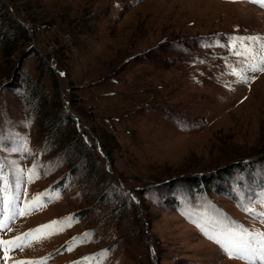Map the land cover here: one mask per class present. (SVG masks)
Returning <instances> with one entry per match:
<instances>
[{
  "label": "rangeland",
  "instance_id": "obj_1",
  "mask_svg": "<svg viewBox=\"0 0 264 264\" xmlns=\"http://www.w3.org/2000/svg\"><path fill=\"white\" fill-rule=\"evenodd\" d=\"M2 1L30 40L12 55L0 48V196L18 192L21 206L45 192L59 198L42 197L44 206L9 222L0 239L66 217L75 222L29 238L10 259L0 249V264H264L229 258L208 238L245 230L259 249L255 234L264 233L255 214L264 212V72L233 75L261 54L254 44L255 59L245 60L230 47L234 37L264 38V7L253 0ZM26 77L57 110L61 103L85 155L52 135ZM92 161L98 179L86 170ZM34 166L39 178L27 182ZM116 198L126 208L121 226L110 213ZM84 233L90 240L68 250Z\"/></svg>",
  "mask_w": 264,
  "mask_h": 264
},
{
  "label": "snow or ice",
  "instance_id": "obj_2",
  "mask_svg": "<svg viewBox=\"0 0 264 264\" xmlns=\"http://www.w3.org/2000/svg\"><path fill=\"white\" fill-rule=\"evenodd\" d=\"M253 2L260 3L264 7V0H253ZM258 45L260 49V63H249L247 68L241 69L237 72L233 69V75H237L241 80H247L248 77L244 75L245 71L264 72V38L262 37H234L231 40L230 47L233 53L237 56L244 57L245 60L249 58L255 59L257 53L253 45ZM237 45H240L237 49ZM26 150V149H25ZM39 178V174L36 171L34 166L29 170L27 182H32L33 179ZM22 175H18L15 180V186L17 189L21 187L23 183ZM48 196L49 200L53 198H59L58 194L53 197L49 193H41L33 196L31 200H26L22 202L21 206V197L17 192L14 196H9L5 191L2 196H0V232L7 230L11 231L9 227V222L13 221L16 217L25 216L31 214V212L39 207L44 206L42 203V197ZM264 204V201L261 202ZM246 212H254V209L251 207H246L244 209ZM261 218H264V212L255 213ZM75 220L73 217H66L60 221H52L49 224L42 225L36 229L31 230L29 233H24L22 236H17L11 240H2L0 239V249L4 252L5 260L10 259L9 252L17 248L24 246L23 242L31 238L32 240H38L41 238H47V236L52 234H57L60 231H63L65 227H70ZM42 234V235H37ZM253 234L245 230H237L233 228H228L223 233L222 236H209L210 240H213L217 243L221 250L229 257L233 259H240L245 261H252L254 258L259 259L264 262V233L255 234V236L260 237V246L259 249L251 244L247 237L252 236ZM253 236V239H255ZM91 233H84L82 237H74L73 241L70 243L68 250H72V246L76 243H84L90 240ZM30 246V243L29 245ZM94 258L86 257L85 261H90ZM15 264H43V261H17ZM79 264V262H78Z\"/></svg>",
  "mask_w": 264,
  "mask_h": 264
},
{
  "label": "trees",
  "instance_id": "obj_3",
  "mask_svg": "<svg viewBox=\"0 0 264 264\" xmlns=\"http://www.w3.org/2000/svg\"><path fill=\"white\" fill-rule=\"evenodd\" d=\"M30 40L29 33L24 24L18 21L16 18L12 17L8 12V9L5 7V4L2 0H0V48L7 55H12L20 46H22L25 42ZM25 58V57H24ZM41 59L40 57H38ZM23 61V60H22ZM22 63V62H21ZM41 69L47 67L46 63L41 60ZM50 74L55 77L52 70H50ZM25 82L29 87L32 88V92L37 96V106L41 105V113L44 114L46 119L48 120V124L50 127V131L52 135L56 138V140H61V143L66 144V147L74 150L75 152H79L82 155L87 153L86 145L80 141L79 137L72 136L70 134L71 131V122H73L72 118L64 111L61 107L60 103V111L56 109L55 102L49 103L50 99L46 93H44L43 88L40 84H36L33 79L30 77H26ZM35 84V86H34ZM89 165L86 167V170L91 174L93 170L94 179H98L102 175L100 174V167L96 161H92L88 163ZM144 194V193H142ZM116 202L114 203V209H111V217L115 220L120 226L124 224L126 218V208L117 207L122 202L120 199L116 198ZM93 210V207L89 209V211Z\"/></svg>",
  "mask_w": 264,
  "mask_h": 264
},
{
  "label": "water",
  "instance_id": "obj_4",
  "mask_svg": "<svg viewBox=\"0 0 264 264\" xmlns=\"http://www.w3.org/2000/svg\"><path fill=\"white\" fill-rule=\"evenodd\" d=\"M24 57H25V56H24ZM24 57H21V59H20L19 63H21V62H22V60L24 59ZM151 250H152V253H153V254H155V252H154V250H153V247H151ZM155 264H157V260H156Z\"/></svg>",
  "mask_w": 264,
  "mask_h": 264
}]
</instances>
